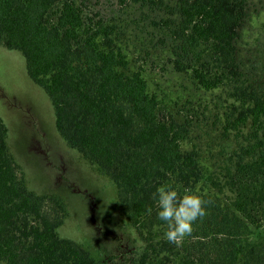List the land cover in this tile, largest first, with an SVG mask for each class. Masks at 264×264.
Segmentation results:
<instances>
[{"label": "trees", "instance_id": "obj_1", "mask_svg": "<svg viewBox=\"0 0 264 264\" xmlns=\"http://www.w3.org/2000/svg\"><path fill=\"white\" fill-rule=\"evenodd\" d=\"M247 1L176 0L170 6L179 17L173 33L187 55L176 68L190 70L206 91L230 85L229 125L253 128L251 148L244 149L257 152L253 171L237 163L227 182L235 197L226 202L211 193L198 153L183 148L186 128L159 115L157 97L140 72H126L128 58L112 28L93 22L78 0H0V45L22 53L67 146L115 185L122 213L142 243L136 264H264V235L254 234L253 225L259 227L247 213L260 202L249 198L250 188L264 199V184H257L264 181V95L240 82L235 46ZM7 134L0 118V264H98L78 243L59 236L66 208L28 189ZM166 183L208 201L207 215L179 244L164 238L167 225L158 217L155 193Z\"/></svg>", "mask_w": 264, "mask_h": 264}, {"label": "rangeland", "instance_id": "obj_2", "mask_svg": "<svg viewBox=\"0 0 264 264\" xmlns=\"http://www.w3.org/2000/svg\"><path fill=\"white\" fill-rule=\"evenodd\" d=\"M175 2L78 0L93 22L113 29L115 44L128 58L126 72L144 76L149 92L157 97L159 115L186 128L183 148L198 153L211 193L233 202L236 190L227 184L229 177L236 174L237 163L253 171L257 159V152H244L251 148L253 128L250 123L238 129L229 125L234 111L230 85L206 91L190 70L176 68L175 62L187 55L173 33L179 23L170 9ZM235 46L240 82L264 95V0L247 1ZM0 118L8 127L6 142L28 189L66 208L59 236L78 243L98 264H136L142 243L122 213L115 185L67 146L56 131L51 101L28 77L22 53L2 45ZM249 192V198L260 201L259 208L247 210L259 227L255 230L254 224L253 232L264 235V199L256 198L251 188Z\"/></svg>", "mask_w": 264, "mask_h": 264}, {"label": "clouds", "instance_id": "obj_3", "mask_svg": "<svg viewBox=\"0 0 264 264\" xmlns=\"http://www.w3.org/2000/svg\"><path fill=\"white\" fill-rule=\"evenodd\" d=\"M159 211L158 217L166 222L164 238L172 244H179L193 232L196 221L207 215V200L191 188H185L181 195L173 183L159 186L155 193Z\"/></svg>", "mask_w": 264, "mask_h": 264}]
</instances>
